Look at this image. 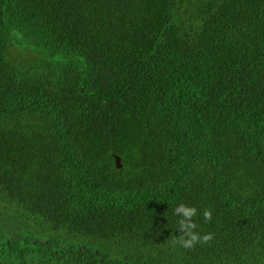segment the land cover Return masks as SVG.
Returning a JSON list of instances; mask_svg holds the SVG:
<instances>
[{
	"label": "trees",
	"instance_id": "obj_1",
	"mask_svg": "<svg viewBox=\"0 0 264 264\" xmlns=\"http://www.w3.org/2000/svg\"><path fill=\"white\" fill-rule=\"evenodd\" d=\"M0 264H264V0H0Z\"/></svg>",
	"mask_w": 264,
	"mask_h": 264
},
{
	"label": "clouds",
	"instance_id": "obj_2",
	"mask_svg": "<svg viewBox=\"0 0 264 264\" xmlns=\"http://www.w3.org/2000/svg\"><path fill=\"white\" fill-rule=\"evenodd\" d=\"M175 216L180 217L178 220L179 225V233L180 235L173 236L172 241L174 244L179 245L184 249H192L198 243L199 244H207L212 239V234H206L201 236L197 231V223L194 221V217L197 215V209L193 207H189L185 204H179L173 211ZM203 218L205 222H210L212 220V213L210 210L205 209L203 211Z\"/></svg>",
	"mask_w": 264,
	"mask_h": 264
},
{
	"label": "water",
	"instance_id": "obj_3",
	"mask_svg": "<svg viewBox=\"0 0 264 264\" xmlns=\"http://www.w3.org/2000/svg\"><path fill=\"white\" fill-rule=\"evenodd\" d=\"M116 167L117 168H121L122 167V165H121V161H120V159L117 157V159H116Z\"/></svg>",
	"mask_w": 264,
	"mask_h": 264
}]
</instances>
